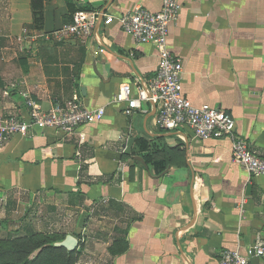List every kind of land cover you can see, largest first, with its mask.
I'll list each match as a JSON object with an SVG mask.
<instances>
[{
  "label": "crops",
  "instance_id": "crops-1",
  "mask_svg": "<svg viewBox=\"0 0 264 264\" xmlns=\"http://www.w3.org/2000/svg\"><path fill=\"white\" fill-rule=\"evenodd\" d=\"M181 2L168 46L183 64V95L227 111L264 158V0ZM138 5L156 12L163 0H44L36 28L31 0H0V115L27 119L26 91L44 109L72 99L105 109L75 134L32 128L0 146V221L36 209L21 235H76L77 264H218L226 249L247 255L264 246V176L233 161L230 138L161 129L154 103L127 115L115 99L123 85L156 74L157 47L118 22H98L86 42L37 37L78 9L118 16ZM250 264H264V254Z\"/></svg>",
  "mask_w": 264,
  "mask_h": 264
},
{
  "label": "built area",
  "instance_id": "built-area-1",
  "mask_svg": "<svg viewBox=\"0 0 264 264\" xmlns=\"http://www.w3.org/2000/svg\"><path fill=\"white\" fill-rule=\"evenodd\" d=\"M181 8V0H163L162 8L156 12L141 5L118 16L78 9L68 23L45 35L37 34V37L56 41L75 38L86 42L98 36L97 25L103 21L105 26L118 22L136 41L154 44L159 52L156 74L146 81L123 85L115 96L116 101L127 104L124 112L131 115L143 102H152L156 106L155 123L159 128L175 130L185 126L192 130L197 140L228 137L232 141L233 161L251 174L264 176V158L259 157L247 140L236 132L233 117L218 107L195 106L183 95V64L168 46L170 25L177 21ZM22 95L28 118L19 114L0 115V146L32 128L75 134L82 126L98 122L105 116L104 108L90 109L76 99L58 100L44 109L30 92ZM253 253L263 255L264 246H255L247 255L239 249L223 250L218 264H250Z\"/></svg>",
  "mask_w": 264,
  "mask_h": 264
},
{
  "label": "trees",
  "instance_id": "trees-1",
  "mask_svg": "<svg viewBox=\"0 0 264 264\" xmlns=\"http://www.w3.org/2000/svg\"><path fill=\"white\" fill-rule=\"evenodd\" d=\"M33 24L41 27L44 0H31ZM75 12V11H74ZM73 12V13H74ZM67 234L32 233L16 237H0V264H77L80 250L55 246Z\"/></svg>",
  "mask_w": 264,
  "mask_h": 264
},
{
  "label": "rangeland",
  "instance_id": "rangeland-1",
  "mask_svg": "<svg viewBox=\"0 0 264 264\" xmlns=\"http://www.w3.org/2000/svg\"><path fill=\"white\" fill-rule=\"evenodd\" d=\"M4 199H7L4 198ZM7 201V200H5ZM24 208V207H22ZM22 208H18L17 212L13 210L8 215L10 216L8 220H2L0 221V237L1 238H9V237H16L20 236L23 233V225L25 223V219L28 216L25 210H22ZM30 215L28 216L29 219L36 220L37 218V211L34 208H29ZM66 221L63 222L65 224ZM57 226H51V228L48 229V231L57 230ZM51 234V233H50ZM53 235H59V233H52Z\"/></svg>",
  "mask_w": 264,
  "mask_h": 264
},
{
  "label": "water",
  "instance_id": "water-1",
  "mask_svg": "<svg viewBox=\"0 0 264 264\" xmlns=\"http://www.w3.org/2000/svg\"><path fill=\"white\" fill-rule=\"evenodd\" d=\"M137 158L140 159L142 162H144L143 159L139 157ZM55 246H62V247L67 248L68 250H75L79 246V239L76 235L67 234L63 240L55 242Z\"/></svg>",
  "mask_w": 264,
  "mask_h": 264
}]
</instances>
